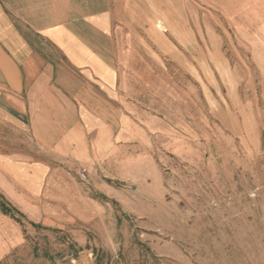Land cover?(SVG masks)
<instances>
[{"label":"rangeland","instance_id":"obj_1","mask_svg":"<svg viewBox=\"0 0 264 264\" xmlns=\"http://www.w3.org/2000/svg\"><path fill=\"white\" fill-rule=\"evenodd\" d=\"M209 12L203 35L219 40H187L195 50L171 58L133 40L118 62L133 111L147 116L122 140L145 150L66 168L72 183L47 178L40 196L0 190L26 216L22 226L0 210V264H264V24L210 25ZM26 149V163L48 161Z\"/></svg>","mask_w":264,"mask_h":264},{"label":"crops","instance_id":"obj_2","mask_svg":"<svg viewBox=\"0 0 264 264\" xmlns=\"http://www.w3.org/2000/svg\"><path fill=\"white\" fill-rule=\"evenodd\" d=\"M203 8L213 10L210 25L264 24V0H0V190L24 200L28 185L40 196L47 178L71 182L66 168L145 150L143 140H122L147 116L133 111L121 58L133 57V40L158 41L168 58L195 50L187 40H219L213 29L203 35ZM26 147L48 161L26 163Z\"/></svg>","mask_w":264,"mask_h":264},{"label":"trees","instance_id":"obj_3","mask_svg":"<svg viewBox=\"0 0 264 264\" xmlns=\"http://www.w3.org/2000/svg\"><path fill=\"white\" fill-rule=\"evenodd\" d=\"M0 210L5 216L11 217L14 221L17 223L21 224L22 226L24 225V221L26 216L21 213L16 207L11 205L9 202L5 201V199L0 195ZM33 227L36 228H41L39 224H31ZM100 255V254H99ZM106 254L101 253V257H106Z\"/></svg>","mask_w":264,"mask_h":264},{"label":"built area","instance_id":"obj_4","mask_svg":"<svg viewBox=\"0 0 264 264\" xmlns=\"http://www.w3.org/2000/svg\"><path fill=\"white\" fill-rule=\"evenodd\" d=\"M83 179H85V180L87 179V176H86V174H84V175H83Z\"/></svg>","mask_w":264,"mask_h":264}]
</instances>
